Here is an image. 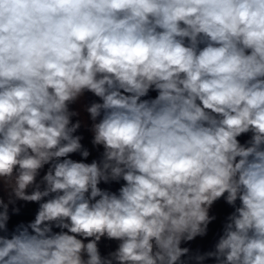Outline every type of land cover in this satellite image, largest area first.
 <instances>
[{"label":"clouds","instance_id":"clouds-1","mask_svg":"<svg viewBox=\"0 0 264 264\" xmlns=\"http://www.w3.org/2000/svg\"><path fill=\"white\" fill-rule=\"evenodd\" d=\"M0 264H264V0H0Z\"/></svg>","mask_w":264,"mask_h":264},{"label":"crops","instance_id":"crops-1","mask_svg":"<svg viewBox=\"0 0 264 264\" xmlns=\"http://www.w3.org/2000/svg\"><path fill=\"white\" fill-rule=\"evenodd\" d=\"M84 143L87 144V143H88V140L86 139V140L84 141ZM93 155H95V153H93ZM73 158H74V159H77V160L80 159V157H79L78 155H77V156H74ZM90 160H91V158H89V161H88V162H90ZM32 207L34 208L35 206L33 205ZM216 211H217V213L220 215V217L223 218L224 215H225L227 212L230 211V209L227 208L223 203H221V204L217 205ZM25 218H30V217L26 216ZM219 228H220V224H219V222H218L217 224L213 225V231H214V232L217 231V230H219ZM204 243H207V242H204ZM112 247H115V244H113Z\"/></svg>","mask_w":264,"mask_h":264}]
</instances>
